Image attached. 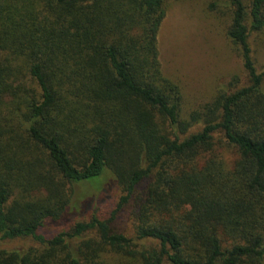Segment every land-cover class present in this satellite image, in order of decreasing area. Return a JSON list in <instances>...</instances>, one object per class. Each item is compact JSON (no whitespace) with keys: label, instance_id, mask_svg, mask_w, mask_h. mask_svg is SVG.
Instances as JSON below:
<instances>
[{"label":"trees","instance_id":"trees-1","mask_svg":"<svg viewBox=\"0 0 264 264\" xmlns=\"http://www.w3.org/2000/svg\"><path fill=\"white\" fill-rule=\"evenodd\" d=\"M225 1L249 81L185 114L167 0H0V240L39 245L0 264H264V0ZM97 178L120 190L107 219L74 197ZM128 206L133 236L112 225Z\"/></svg>","mask_w":264,"mask_h":264},{"label":"rangeland","instance_id":"rangeland-1","mask_svg":"<svg viewBox=\"0 0 264 264\" xmlns=\"http://www.w3.org/2000/svg\"><path fill=\"white\" fill-rule=\"evenodd\" d=\"M228 19L229 11L225 0L166 2V17L158 34L159 57L164 74L180 86L185 114L208 102L220 86L229 84L234 78L240 80V86L249 81L243 59L227 36ZM249 41L255 65L261 72L264 70V29L252 32ZM225 158L232 161V153H225ZM104 181L105 179L97 178L92 185H76L74 197L81 203L82 194L86 191L87 208L97 210L98 215L107 219L111 217L120 190L115 186L103 190ZM73 202L75 201L72 204ZM132 210V206L126 207L112 223L115 230L128 236H133L134 232ZM67 225L65 220L58 224H46L41 232L52 236ZM37 246L38 243L32 238L0 240V249Z\"/></svg>","mask_w":264,"mask_h":264}]
</instances>
